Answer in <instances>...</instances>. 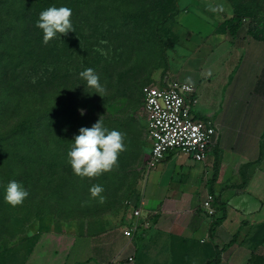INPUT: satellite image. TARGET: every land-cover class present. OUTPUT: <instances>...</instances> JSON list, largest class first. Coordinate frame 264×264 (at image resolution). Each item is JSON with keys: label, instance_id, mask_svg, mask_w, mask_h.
Instances as JSON below:
<instances>
[{"label": "rangeland", "instance_id": "1", "mask_svg": "<svg viewBox=\"0 0 264 264\" xmlns=\"http://www.w3.org/2000/svg\"><path fill=\"white\" fill-rule=\"evenodd\" d=\"M36 1L0 0V264L43 261L53 248L132 211L150 148L142 87L175 79L173 70L187 60L189 18L205 16L223 28L224 6L264 35V0H44L47 8L72 10L73 31L52 38L37 58ZM87 68L98 74L102 96L80 78ZM100 117L124 134L125 148L110 171L78 176L67 153L79 129ZM11 180L29 192L17 206L4 200ZM97 184L103 202L90 193Z\"/></svg>", "mask_w": 264, "mask_h": 264}, {"label": "crops", "instance_id": "2", "mask_svg": "<svg viewBox=\"0 0 264 264\" xmlns=\"http://www.w3.org/2000/svg\"><path fill=\"white\" fill-rule=\"evenodd\" d=\"M232 14L223 6V28L189 18L187 60L173 70L196 88L193 117L217 127L204 160L169 150L145 168L142 216L130 237L123 229L132 211L31 264H264V35L244 23L231 35ZM208 194L212 213L202 206Z\"/></svg>", "mask_w": 264, "mask_h": 264}, {"label": "built area", "instance_id": "3", "mask_svg": "<svg viewBox=\"0 0 264 264\" xmlns=\"http://www.w3.org/2000/svg\"><path fill=\"white\" fill-rule=\"evenodd\" d=\"M195 91L193 84L169 78L163 79L160 86L150 83L142 87L143 110L150 143L145 159L147 170L163 160L169 150L192 155L196 161L204 160L218 131L211 120L195 118L191 114L192 105L196 103ZM212 199L213 196L208 194L202 201V206L208 213H212ZM138 205L133 207V218L123 229V234L127 237L138 228L142 216ZM144 223L149 225L148 216Z\"/></svg>", "mask_w": 264, "mask_h": 264}, {"label": "clouds", "instance_id": "4", "mask_svg": "<svg viewBox=\"0 0 264 264\" xmlns=\"http://www.w3.org/2000/svg\"><path fill=\"white\" fill-rule=\"evenodd\" d=\"M71 16L72 10L66 6H51L41 11L36 26L43 31V43L47 44L58 34L73 31ZM79 76L87 88L95 89L93 92L102 96L105 89L94 69L87 68ZM79 111L81 115L85 114L84 109ZM123 139L124 134L107 128L101 117L91 127H81L67 153L73 172L81 177H95L110 171L117 165L119 153L125 148ZM103 191V186L98 184L90 188L92 197H99L101 202L104 199L101 196ZM28 195L23 183L16 180L9 181L4 190V200L12 206L22 204Z\"/></svg>", "mask_w": 264, "mask_h": 264}, {"label": "trees", "instance_id": "5", "mask_svg": "<svg viewBox=\"0 0 264 264\" xmlns=\"http://www.w3.org/2000/svg\"><path fill=\"white\" fill-rule=\"evenodd\" d=\"M2 5V2L0 3V7ZM47 9V4L44 2V0H37L36 3L32 6L31 11H30V18H31V28H32V41L34 42L36 48L35 51L37 52V58L38 55H42V57H44L45 53L47 52V44L43 43V31L42 29L38 28L36 26L37 20L39 19V13L43 10ZM3 6L0 9V15L1 12L3 11ZM5 12L9 13L7 8H5ZM225 25L226 28L228 29L229 33L231 35H235L237 33V31L242 27L243 25V18H242V14L240 13V11L234 9L233 10V14L230 18H228L225 21ZM12 27L9 26V31L7 32V34L9 32H11ZM37 61V65L36 67H38V62L40 63V61L38 59H36ZM38 72H36L37 74ZM38 75V74H37ZM41 76V75H40ZM43 77V76H41ZM139 203V197H137L133 207L137 206ZM236 240H232L231 243L227 244V246L224 247H230L232 245L233 242H235ZM223 247V248H224ZM215 262V260H211L206 262L205 264H213Z\"/></svg>", "mask_w": 264, "mask_h": 264}]
</instances>
